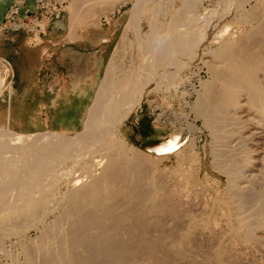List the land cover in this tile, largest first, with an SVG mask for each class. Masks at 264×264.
I'll return each instance as SVG.
<instances>
[{
  "label": "bare ground",
  "instance_id": "bare-ground-1",
  "mask_svg": "<svg viewBox=\"0 0 264 264\" xmlns=\"http://www.w3.org/2000/svg\"><path fill=\"white\" fill-rule=\"evenodd\" d=\"M103 1L105 3V0H102V2ZM106 1V3H108L109 0ZM215 1L216 0H214V3ZM258 6L260 5L258 4ZM134 8L133 10L135 11ZM189 9L191 8L188 6V10ZM179 13H181L180 10ZM252 13L254 14V12H251L249 15H253ZM178 15L179 14H177V16ZM241 15L242 14H240V16ZM249 15H242L241 19H243V21L233 19L238 21V23L233 20H225L226 22L221 21L219 23V19L214 17V14L210 12L208 15L205 14L203 17L192 20V23L193 21L197 22L194 23L196 25L192 28V32L188 31L189 28H186L187 31L185 34L191 32L194 33L193 35L187 38L185 37L184 39L182 37L180 41L177 40L176 42L175 39L180 36L181 31L179 24L183 23L184 20L181 22V19L180 21L178 19L180 16L178 18H175L177 17L175 16L174 19H178L177 22L173 19V23H171L166 30L164 22L160 21L162 22L158 24L160 35L151 34L148 40L149 45H147V42L145 43L147 48H151V46L154 48L153 52L146 50V53L150 52V55H152L151 60L154 68L151 65V61L146 60L144 61L145 63L142 64V58H136L135 62H133L135 73L133 76L139 75L140 73L139 77H141L139 80L136 79V76L134 79H131L127 86L128 88H124L127 83L126 81H129L128 75L127 78L118 85L114 73V79L112 81L110 79L111 83L108 84V89L103 90L101 88L99 92L100 95L96 99L94 98L95 100H93L92 105H90L91 107L88 109V118L86 117L87 120L82 127L87 132L81 137H68L62 139L52 134L43 137H34L32 135L19 134L10 129L0 130V137L3 134L0 138V161L4 160V158L6 160L9 156L11 157H9V161L5 162L2 166L0 171V183L8 182L4 180L6 176L2 177L7 166L13 165L16 168L18 165L20 166L21 159H17V155L20 156L27 152L29 147L35 143L44 142L46 145H52L53 147H76L71 148L70 151L72 152L74 151L73 149H89L88 147L91 145H99L92 150L90 156L79 165V167L73 169L74 171L72 175L70 174L71 176H67L68 178L65 184L68 186V194L65 201H63L64 203L61 210H59L61 212L56 218L54 217V221L43 226L44 229H42L39 238H37L36 241L34 240L35 242L31 241L32 243L29 246L27 245V247L25 246L26 248L23 246V260L20 264H171L168 260L170 257L167 258L166 254H172L181 259L179 254L183 251V248L185 249V253L188 252V249L185 248V244L189 243L192 232L198 231V233L205 235L206 233H210V227L217 231V220L211 224H209V222H213V220H210V218L209 222L207 219L205 222L204 220L199 222L195 219V215V217L190 215L193 213L195 214L192 209L198 212L199 217L200 214H217L218 216L224 217L226 221L218 217L221 220L223 219L226 229H224L225 231L223 232L214 233L216 234L217 240L213 238L216 241L215 244L211 246L213 248H210L212 250L208 255L205 253L206 256L204 259L207 264H228L227 262H229V260L226 259L227 254H225V251L227 252L226 246H228V249L230 248L231 252L232 248L243 239L246 240L244 244L248 245L250 244L247 241L250 239H254V241H259L260 239L264 240V193H261L260 189L262 188L259 187H262L264 182L262 180L263 177L260 179L256 177L258 175V167H252L250 169L246 167L247 173L243 172V167L241 172L239 171L240 169H238L241 167L240 164L238 165L239 167H237L238 163L236 160L235 162L232 161L231 150H228L230 156L228 155V151L224 152L229 156L225 154L226 157L224 159L230 161L229 163H224L226 167L224 168L225 170L223 169L222 171L227 175V190H225L226 192H224V195L222 194L223 196L221 198L219 197L220 200L218 199L215 201L216 199H209V195L204 198L203 196L207 193V188L203 189L202 186L200 187L196 182L195 170L197 169L199 164H197V162L199 161H197V154L193 151V141L191 138H189L186 143L184 142L185 144L181 147V144H179L181 135L178 137L176 134L164 141L163 145L156 148L158 150L163 149L164 151L158 153V155L172 153V151H174L177 158L176 163L178 162L180 170L182 169L184 173L179 171L180 173L177 172L178 174L176 173L175 176H172L173 178H170L168 175V178H170L168 180L163 177L162 178L165 180L157 178V175L155 179L153 178L154 180L151 182L150 186H146L147 184L143 186L141 185L142 177H144L143 168H136L142 161L141 153L140 156L138 155L140 151L137 153V149H135L136 151H133L134 153L132 152V157L126 161L121 158L123 156L119 157L117 154V149L121 147L122 141H114L112 139L114 134L110 137L108 136L114 126L128 114L131 108V106L127 107L130 104L129 102L132 99H134L132 103L138 101L140 93L135 95L137 85L140 84V91L148 85V82L150 84L153 78H155L156 82L158 80L162 81L163 79L159 78V76L167 71L165 70L167 66H171L176 58H178V60L175 61V64H177L176 62L185 60L179 59V57L181 58L184 55L183 47L189 45L192 38L198 40V36H200V38L202 37L203 39V37L207 36L208 32H210V36L207 39L208 43L206 42L207 47H205V44L200 51L197 52V56L201 66H203L205 70H209L213 81L211 80L212 82L210 84L204 85L205 87L202 91L197 93L196 104L194 105L195 107H192L194 108L192 110H194L195 114L204 118V123L213 131V135L220 140L222 139V142H226L232 151L237 150L245 142L256 145V148H254L258 149V151L259 149L260 151L261 149L264 150V21L259 19L257 21L258 23H255L256 25L253 24L254 26H249L248 29L245 30L243 29L242 23L244 20H246L245 23L248 21ZM131 17L132 21H134L137 17L136 12H134ZM252 17L254 18V15ZM259 21L262 23H259ZM217 23L219 24L217 25ZM248 24H251V22ZM135 28L137 29V27ZM242 29L245 31L243 32ZM103 41L106 42V39H103L101 42ZM171 42H175L174 45H176L174 46ZM212 43L218 45L214 53L212 50H208V45ZM165 44L168 46L165 47ZM133 48H135V46L132 47V49ZM168 48L173 49L166 52L165 50ZM210 51H212V54H210ZM160 52H162V54H159ZM186 56H188V54ZM161 62L162 65H159ZM200 67H198V70ZM189 72L182 74L183 77L176 82L171 84L168 83L167 85L164 83V86L160 90L170 87H175L176 89L177 87L181 88L185 80L188 79H186L185 76H187L186 74H189ZM170 73L171 71L167 72V75L164 77H168ZM192 74L195 73H191V75ZM156 82L154 84H156ZM9 84L10 83H6L2 89L4 92L2 96L8 95L7 87ZM109 91H117L119 92V96L115 97L112 95V97H110L109 94L111 95V93ZM118 94L114 93V95ZM129 97L131 100L128 101ZM125 102L126 104H124ZM64 120H67V118ZM29 123L36 125V122L33 120H30ZM187 124L188 123L185 125V129L188 131L193 132L192 130L196 129L190 124ZM179 146L180 148H178ZM222 146L224 147V145ZM101 148L106 149L105 154L107 158L102 154L103 152L95 154V152ZM219 148L222 149V147ZM168 149L174 150L166 152L165 150ZM84 150L85 149H83V151ZM18 152H20V154H18ZM31 153L32 152L29 154L26 153V156ZM187 153L188 156H185ZM76 154L79 155V153ZM263 154L264 153L261 155ZM217 155L216 153V156ZM232 155H234V153ZM237 156H235V159L238 160ZM185 157H188L191 161L190 164L184 161ZM260 158H262V156ZM251 160L255 159H250V161ZM87 164L88 167L84 169ZM99 167L101 171L94 175V169ZM16 168L13 169L15 170ZM187 168L192 171L190 177L184 175L186 174L185 172H187ZM253 170H255L256 173L255 171L252 172ZM129 174L131 178H129ZM129 180L131 186L127 187L126 183H128ZM257 187H259V189ZM6 188V186L0 187V192L4 191ZM44 194V196H46L47 192L44 191ZM43 197L41 196L40 199L37 200H35L36 198H32L28 205L21 203L23 205H21L22 207L20 206V209L17 208L13 212L11 210L8 211L5 216V220L7 221L4 222V224H6L5 227L3 226V229L6 228L5 230L8 229L7 231L9 232V230L18 227L17 225H19L20 222L22 223V220H26L25 218L29 216L35 219V217L33 218L31 216L39 212L46 214L47 210L52 206L50 205L51 207H48L49 204L47 203V199H49V195ZM49 200H51V198ZM190 210L193 213L190 212ZM177 214H187V216L184 215L186 218H182L185 220L183 231L181 230V232L178 231L174 233L175 231L170 229L168 219L176 217ZM2 216L4 217V215ZM181 216L182 215H180V217ZM162 219H164V223ZM200 219H202V217ZM217 222H220V220ZM39 223H41V221ZM163 226H168V229H161ZM19 227L22 228L23 226L20 225ZM160 229L161 231L158 232ZM257 230L259 233H257ZM15 231L16 230L12 232ZM153 231H157L160 234H153ZM4 240H1L0 237V241ZM243 242L241 243L243 244ZM236 248L238 249V246ZM239 248L241 247L239 246ZM230 252L229 254H231ZM185 259V262H187L186 264H195L194 262L191 263L192 261L190 262L188 257ZM204 259L202 261H204ZM205 262L203 263L205 264Z\"/></svg>",
  "mask_w": 264,
  "mask_h": 264
},
{
  "label": "rangeland",
  "instance_id": "rangeland-1",
  "mask_svg": "<svg viewBox=\"0 0 264 264\" xmlns=\"http://www.w3.org/2000/svg\"><path fill=\"white\" fill-rule=\"evenodd\" d=\"M220 1L221 0H218V1L216 0L214 3V0H196V1L195 0H109L108 3H106L107 1L105 0V3H104V1L102 2V0H96V1L95 0H41V3L45 4L43 8L44 9L43 20L38 22L36 21V19H34V20H31V22H28L27 20L24 19L25 22L23 23L21 21L22 18H28V17L32 18V15H33L32 11H30V9L25 8V4L22 3V0H12L10 4H15L18 7L17 14H14L9 19V21H6L4 19V13H3V16L0 18V39L2 38L4 34L10 31L23 32L25 34V37H27L26 40L29 46L39 47L40 45L43 44L46 49V52L44 53V55L49 56V54H51L52 52V48L56 46V44H52L50 42L42 43L40 41L41 37L42 35L45 36L46 34H48V31L52 28V26L54 25V22L55 23L56 21L61 22V20L63 19L64 21L65 19H68L74 25L76 24L75 25L76 28L74 29H76L77 31L80 30V28L82 30L88 29L95 36V38L99 39V38L104 37L103 39L104 40L106 39V42L103 41L101 43H98L97 41H95V43L93 44H81L83 48L82 49L79 48L80 52H84V53H89L90 50L93 51L94 55H93L92 60L95 59L94 64H97L98 66L96 71L100 78L99 80L100 82H98L96 78V74L92 77V79L95 81L93 82L95 91L93 90L94 94H93V98L90 104H88V107L85 108V110H83V114H81V117H79L80 122L76 124V117H75L76 113H79L80 111L79 108L73 107V109H71V111L68 112L69 116L66 114V116H68L67 120H64L63 118H60V117L58 118V115H56L50 109L47 111L48 117H50L48 118L50 119L48 123L49 127H53L57 129H59L60 127L61 130H57V131L63 132V133H70V132L77 131V130L75 131H71V130L73 129L80 130L84 126L88 118V109L91 107L90 105H92L93 100H95L100 95L99 92L101 88L103 90L108 89V84L111 83L110 79L111 81L114 79L113 78L114 73L116 75L115 80L118 85L119 83H122L124 79L127 78V75H128L129 81H126L127 83L124 86V88H128L127 86L129 85L131 79H134L135 76H136V79L139 80L140 73L139 75L137 74L138 77L137 75L133 76V74H135L134 68H133L134 67L133 62H135L136 58L141 57L142 64L145 63L144 61L146 60L151 61V65L153 67V63L151 60L152 55H150V52L146 53V50H150L153 52L154 48L151 46L152 49L149 47L148 49L145 43L147 42V45H149L148 40L151 34L160 35V28L158 27V24H161L162 22H164L165 30H166V28L169 25H171V23H173L174 20L176 22L178 19L179 21L181 19V22H183L182 20H184L185 24L184 22L179 24L180 25L179 28H181L180 29L181 31H180V36H178V38L179 37L180 38L175 39V42L177 40L180 41L182 37L184 39L185 37L187 38L194 34V33H191L192 28L195 27L196 24L194 23H197V22L193 21L192 23V20H196L198 17H203L205 15L203 13H205L208 9L219 4ZM263 1L264 0H259V1L251 0L249 3L243 6L241 10H238L235 13H233L231 16H229V19L227 18V21L233 20V19L243 21V19H241L242 15L244 14L249 15V13L251 12H254V14L252 13L254 15V18L252 17L253 15L250 14L248 17L251 19L248 18V21L246 23H245L246 20H244V22L242 23L243 29L247 30L249 26L256 25L259 19L261 21H264V2ZM230 2H231L230 0L223 1L224 6L226 7V5L229 4ZM257 3L260 6H258ZM188 6L191 9L188 10ZM254 6L256 9L254 8ZM259 7L260 8L262 7L263 9L261 8L260 10ZM133 8L135 9V11L133 10ZM179 10L181 13H179ZM257 11L259 12L261 11V12L259 13ZM134 12H136L137 17L134 19V21H132L131 15L134 14ZM187 12H189L190 14ZM37 13H39L38 10L36 14ZM177 14L179 15L177 16ZM240 14L242 15L240 16ZM174 17L175 18L179 17V18L176 20L174 19ZM185 17H187L188 19ZM189 19L191 20V22ZM235 20L233 21L238 23V21H235ZM249 20L251 24H248L250 23ZM261 21H259V23ZM38 25L40 26L38 27ZM135 27H137V29ZM186 28L187 29L189 28L190 30L188 29V31H191V32L185 34L187 31ZM245 30H243V32ZM106 37L109 38L108 39L109 41L107 40ZM198 38H199L198 40L197 39L195 40L194 38H192V40H190L189 45H187L188 47L187 46L183 47L184 48L183 57L181 58L179 57L180 60L190 59V62L193 61L194 58H196L197 62L194 63L189 68H187L186 70H184L179 76V78H176L177 76L175 75L169 76L167 78V80L173 79L171 82H168L169 84H171L181 79L183 77L182 74L190 71L189 74L187 73L186 74L187 76H185L186 79L187 78L188 79L185 80L183 86H181V88L177 87V89L175 87L174 88L170 87L168 89L160 90L164 86L162 85L159 88L150 91L144 97L138 110L135 113H133L114 132H112L109 135V137L114 134V136H112V139L114 141L115 140L122 141L121 147L117 149V154L119 155V157L123 156L121 158L125 159L126 161H128L132 157V152L136 151L135 149H137V153L140 151L138 155L140 156V153H141L142 161L139 163L140 164L139 166H136V168H140V169L143 168L142 170L144 171L143 172L144 177H142V180H141L142 181L141 185L143 186H145L146 184H147L146 186L148 185L150 186L151 182L156 178L157 175H158L157 178H161V179L166 178V180H168L172 176H175L177 172L178 173H180L181 171L183 172L182 169L180 170V165H178V162L176 163L177 158L174 154V151H172V153L170 152L167 154L158 155L153 152L146 151L144 147L153 146L159 142L166 141L167 139L173 136L172 134L181 135L180 136L181 140L184 137H186L185 143L187 142L189 138H191V140L193 141L192 142L193 151L195 152V154H197V157H198L197 161H199L197 162V164L199 163L197 166L198 170L197 169L195 170L196 182L200 187L202 186L203 189L207 188L206 190L207 193L205 194V196H203L204 198L208 197L209 195L210 196L209 199L213 198V200L216 199L215 201H217L218 199L220 200V198L224 195V192H226L225 190H227V183H226L227 175L222 171L226 167L225 166L226 164L224 163L230 162L224 159L226 156L228 155L230 156V153L228 150H231V158H233L232 161L235 162L236 160V162L238 163V164L236 163L237 167H239L238 165L240 164L241 167L238 168L240 169L239 171L242 172L243 170V172L247 173L248 172L247 168L250 169L252 167H258L259 170H257L258 175L256 177L257 179L258 178L260 179L261 177H263L262 179L263 182H264V154L263 155L261 154L264 153V150L261 149L260 151L259 149L260 151L259 152L258 149H255L256 145L245 142L244 144H242V146H240L237 150H235L236 152L232 151V149L228 147L226 142H222L221 141L222 139L220 140L215 135H213L214 134L213 131L204 123V118H202V116L200 115L195 114L194 110H192L194 109L192 107H195L194 105L196 104L197 93L202 91V89L205 87L204 85H208L213 81L212 77L210 76L211 74L209 70L207 69L205 70V68H203V66H201V64L199 63L198 56H197L198 53L195 47L196 48L198 47L200 41L202 40V37L200 38V36H198ZM175 42H171V43H173L174 45ZM209 45H208L209 49L208 48L207 49L212 50L214 53L218 45L214 43L209 44ZM134 46L135 48L132 49V47ZM166 46L168 45L165 44V47ZM205 47H207V44ZM168 49H166L165 51L166 52L171 51L173 48H170L169 50ZM194 51H195V54H194ZM212 51H210L211 52L210 54H212ZM159 54H162V52H160ZM187 54L188 56H186ZM79 56H80L79 65L77 69L78 74L84 75L88 71V68H89L88 64L91 59L86 58L85 54H82ZM81 56L83 57L81 58ZM205 58H208V57H205ZM177 60L178 58H176L175 61ZM159 65H162V62L159 63ZM198 67H200L199 70H198ZM191 73H195V74L191 75ZM0 77H1L0 78L1 79L0 80V99L4 98V100L10 101L11 96H13L15 92V81H16L15 73H14L13 68L7 62L1 59H0ZM97 82L99 83L98 85H97ZM6 83H10L9 86L7 87L8 95L2 96L4 94L2 89L4 88ZM168 83H166V85ZM86 88L87 86H85V88H82L81 90H77L78 98L81 100H84L85 103H86L85 99L87 98V96L86 97H83V96L85 95L84 94L85 91H87ZM109 92L111 93V95L109 94L110 97H112V95L115 97L119 95L118 94L119 92L117 91H109ZM114 93L118 95H114ZM129 100H131L130 97L128 101ZM124 104H126V102ZM56 108L57 107L54 108V111L59 110V108L57 109ZM29 122L27 123L26 121H23L20 123H22L24 127H27L28 124H30ZM186 123L190 124L196 129L192 130L193 132L188 131L187 129H185ZM10 126H12L11 123H8V125H5L4 122L0 121V130L10 129ZM31 128L35 129L36 127L32 126ZM23 131H27V128L23 129ZM40 135L41 134H36L34 135V137H37ZM47 135L48 134H44V136H47ZM2 136L3 134L1 135V137ZM185 143L181 144L180 146L182 147V145H184ZM222 145H224V147ZM98 146L99 145L95 147L92 146L91 148L88 147L89 149L79 148V150L77 148L76 150L73 149L74 151L72 152L70 151L71 148H76V147H71V148L62 147V146L53 147L52 145H46L44 142H40L37 144L35 143L29 147L27 152L21 154L20 156L17 155V159H21L20 166L18 165L16 168L12 165L9 167L7 166L6 170L4 169L5 171L2 177L6 176L4 180H7L8 182L0 183V187L2 186L7 187L4 191L0 192V215L1 217H3L2 215H4L3 218L0 217L1 219L0 227H2L0 228V237H1V240L5 239L4 241H0V264H20V262H22L23 246L24 248H26L27 245L29 246L34 240L36 241L37 238H39V235H41L40 233L42 229H44L43 226L51 223V221H54L55 220L54 217L56 218V216L61 212L59 210H61V207L63 206V203H64L63 201H65V198L68 194V186H66L65 184L66 179L72 175L74 171L73 169H76L77 167H79V165H81L90 156L92 150H94ZM180 146L178 148H180ZM219 147H222V149H220ZM223 148L226 151H224ZM83 149L85 150L83 151ZM103 149L104 148H101L100 150L96 151L95 154H99L100 152H103L102 154H104L105 158H107L105 154L106 149L104 150ZM217 149H218V152H217ZM220 150H221V153H220ZM227 151H228V155L227 153H224ZM30 152L32 153L26 156V153L29 154ZM232 152L234 153V155H232L233 154ZM76 153H79V155ZM216 153L219 156L218 155L216 156ZM18 154H20V152H18ZM69 156L71 157V159ZM185 156H188V153L185 154ZM235 156H237L238 160L235 159ZM261 156L262 158H260ZM9 157L6 160L4 158L5 161L4 160L0 161V162H3V163H0V171L2 169L3 164L9 161V159L11 158ZM186 158H187V161H186ZM250 159H255V160L250 161ZM188 160H189L188 157H185L184 161L190 164L191 161L190 160L188 161ZM87 167H88V164L85 166L84 169H86ZM100 167L94 169V172H93L94 175L97 174L99 171H101ZM243 167L246 170L242 169ZM13 168H16V169L14 170ZM186 171L187 172H185L186 174L184 175H186L187 177H190L192 175V171H190V169L188 168L186 169ZM254 171L255 170H253L252 172ZM168 175L170 178H168ZM129 178H131L130 174H129ZM44 183L45 184L47 183L46 186ZM126 184H127L126 185L127 187L131 186L130 180ZM259 187L262 188L260 189V191L263 194L264 184H262V187L261 186ZM259 187L257 188L259 189ZM44 191L47 192L46 196L49 195L48 198L49 199L51 198V200L47 199L48 201L47 203L49 204L48 207L50 208L52 206L50 208L51 210L50 209L47 210V213H46L47 215L39 212L38 214L31 216L33 218L35 217V219H32L29 216L27 217L28 220L27 218H25L26 220H22V223L24 225L20 222L19 225H17L18 227L13 226L15 228L9 230V232L7 231L8 229L7 230H5L6 228L3 229L6 224V223L4 224V222L7 221L5 220L6 219L5 216L8 211L11 210L13 212L17 208L20 209L22 207L21 205H23L21 203H24V205L25 204L28 205L32 198L33 199L36 198L35 200L40 199L41 196L43 197L45 195ZM40 194H43V195H40ZM192 211L195 212V214ZM192 211L190 210V212L193 213L190 215H192L193 217L196 216L195 219H197L199 222H201L202 220H204L205 222L206 219L208 220V222L210 220H213V222L211 221L209 222V224H211V223H214V221L216 220L217 221L220 220V222L216 221L217 226H218L217 231L215 229H212V227H210L211 230L209 232L211 234L206 233L205 235H202L198 233V231L192 232L190 235L191 239L189 243L185 244V248L188 249L187 250L188 252L185 253V249L183 248V251L179 254L181 259L177 256H173L172 254L170 255L166 254L167 258L170 257L168 258V260L169 262H171V264H186L187 263L185 262L186 257L190 259V262L192 261L191 263L194 262L195 264H204L203 262H205V259H204L205 256L210 253V251L212 250L210 248H213L211 246H213L215 244V241L217 240L216 239L217 237L215 236L216 234L214 233L223 232L225 231L224 229H226V225H225L226 221L224 217L218 216L217 214H210V215L200 214V217H199V214L196 210L192 209ZM180 215L182 216L180 217ZM184 215L187 216V214H177L176 217L168 219L170 229L174 230L175 231L174 233H177L178 231L181 232V230L183 231L184 222H185L184 219L186 218ZM201 217L202 219H200ZM218 217L223 218L225 222H223V219L221 220ZM2 220H5V221H2ZM162 220H163L162 222L164 223V219ZM40 221L41 223H39ZM20 225H22L25 228L19 227ZM222 226H225V227H222ZM163 227L161 229H164V230L168 229V226L164 228ZM161 229L158 232H160ZM14 230L16 231L12 232ZM155 232L157 231H153V234H160L158 232L157 233ZM257 233H259L258 230H257ZM9 235H11L12 237ZM5 236H8V237H5ZM213 238H215L216 240H214ZM244 240L245 239H243L242 241H239L240 244L237 243L235 245L236 247L238 246V249L234 246L231 252H230V248L228 249V246H226L227 247L226 250L228 253L225 251V254H227L226 255L227 258L226 256L225 258L229 260V262L227 263L228 264H264V240L260 239L259 241L257 240L254 241V239H250L247 241L249 242L250 245L244 244L246 243V240L245 241ZM17 242L21 246H19ZM241 242H243V244ZM239 246L241 248H239ZM1 248H3L4 250ZM235 250H236V253H235ZM229 252L231 254H229ZM203 259L204 261H202ZM205 264H207V262H205Z\"/></svg>",
  "mask_w": 264,
  "mask_h": 264
},
{
  "label": "crops",
  "instance_id": "crops-1",
  "mask_svg": "<svg viewBox=\"0 0 264 264\" xmlns=\"http://www.w3.org/2000/svg\"><path fill=\"white\" fill-rule=\"evenodd\" d=\"M11 2L12 0H0V18ZM36 2L35 0H22L25 8L30 11L34 9ZM75 25L68 19L65 21L63 19L61 22L56 21L48 34L42 35L40 40L42 43L56 44L49 56L44 55L46 49L42 43L39 47L29 46L23 32L10 31L0 39V59L13 68L16 80L15 92L10 101L4 100V98L0 99V121L5 125L11 123V130L19 133L61 130L60 127L57 129L48 126L50 117H48L47 111L49 109L58 115V118L66 119L69 116L68 112L73 107L79 108L80 111L76 113L75 117L76 124L80 122L79 117L90 104L95 91H93L94 80L92 77L96 74L98 82H100V78L96 71L98 66L94 64L95 59L92 60L93 51L84 53L80 52L79 48H83L81 44H93L95 41L101 43L104 37L97 39L88 29L80 28L77 31L74 29ZM82 54L91 60L87 73L79 75L77 69L79 55ZM85 86H87V91L83 97L87 96L86 103L79 99L77 94V90H81ZM55 107L59 110L54 111ZM30 120L36 122V125L28 124L27 127H24L20 123L23 121L28 123ZM32 126L36 128L32 129ZM25 128L27 131H23ZM75 130L78 131V129L71 131Z\"/></svg>",
  "mask_w": 264,
  "mask_h": 264
},
{
  "label": "water",
  "instance_id": "water-1",
  "mask_svg": "<svg viewBox=\"0 0 264 264\" xmlns=\"http://www.w3.org/2000/svg\"><path fill=\"white\" fill-rule=\"evenodd\" d=\"M223 1H226V0H221L219 2V4H217L216 6L208 9L205 14L208 15L211 13L214 14V17L218 18L219 19V23L221 21H225L227 20V18H229V16H231L233 13H235L236 11H238L239 9H241L243 6H245L247 3H249L251 0H230L231 2L229 4L226 5V7L224 6V3ZM217 23V25L219 24ZM210 32H208L207 36L203 37V39L200 41L198 47L196 48L197 52L200 51V49L203 47V45L206 44L207 42V39L209 38V35ZM197 60L196 58H194L193 61L190 62V59H187V60H184L182 62H176L177 64H172L171 66H167L165 70H167L164 74H162L161 76H159V78L163 79L162 81H155V78L152 79L151 83L149 84V82L147 83L148 85L145 86L142 90L139 91L140 89V84L137 85V89L135 91V95L139 94V99L137 102L135 103H132L134 101V99H132L129 103L127 107L131 106L130 110L128 111V114L117 124L114 126V128L110 131V134L112 132H114L119 126H121L133 113H135L138 108L140 107L141 105V102L143 101L144 97L152 90L154 89H157L159 88L160 86H162L164 83H168V82H171L173 79H169L167 80V78L169 76H177L176 78H179V76L181 75V73L186 70L187 68H189L190 66H192L194 63H196ZM164 69V68H163ZM170 75L168 77H164L167 75V72H170ZM141 77V76H140ZM139 77V78H140ZM174 78V79H176ZM167 80V81H166ZM156 82V84H154ZM119 96V95H118ZM117 97V96H116ZM15 132V131H13ZM87 131H85L83 128H81L80 130H78L77 132H71V133H62V132H58V131H54V130H44V131H40V132H34V133H19V132H16V133H19V134H24V135H36V134H41L40 136H44V134H52V135H55L56 137H60L62 139L64 138H68V137H81L83 136ZM109 134V135H110ZM47 135V136H48ZM108 135V136H109ZM174 135V134H172ZM170 135V136H172ZM178 137L180 136L179 134H177ZM169 136V137H170ZM167 137V138H169ZM166 138V139H167ZM186 141V137H184L182 140H180L179 144H183L184 142ZM163 142H159L153 146H145L144 149L148 152H153V153H161V152H164L163 149L161 150H158L156 149L157 147L163 145ZM92 146H95V145H91L89 147H92ZM178 146V144H177ZM175 149V148H174ZM174 149H168V150H165L166 152H170Z\"/></svg>",
  "mask_w": 264,
  "mask_h": 264
},
{
  "label": "built area",
  "instance_id": "built-area-1",
  "mask_svg": "<svg viewBox=\"0 0 264 264\" xmlns=\"http://www.w3.org/2000/svg\"><path fill=\"white\" fill-rule=\"evenodd\" d=\"M44 5L45 4H42L41 3V0H37V3L35 4V7L34 9L32 10V18L31 17H28V18H22L21 21L24 23L25 20H27L28 22H31V20H34L36 19V21L40 22L43 20L44 16H43V12H44ZM17 10H18V7L15 5V4H10L8 6V8L6 9V11L4 12V19L6 21H9V19L14 15V14H17ZM37 10L39 11V15L36 14ZM25 19V20H24ZM40 25H38L39 27ZM44 29V27H43ZM6 90V89H5Z\"/></svg>",
  "mask_w": 264,
  "mask_h": 264
}]
</instances>
